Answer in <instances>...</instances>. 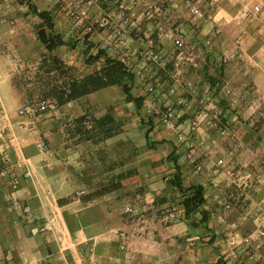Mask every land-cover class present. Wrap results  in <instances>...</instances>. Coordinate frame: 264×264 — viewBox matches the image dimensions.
<instances>
[{"label":"crops","instance_id":"crops-1","mask_svg":"<svg viewBox=\"0 0 264 264\" xmlns=\"http://www.w3.org/2000/svg\"><path fill=\"white\" fill-rule=\"evenodd\" d=\"M51 11L57 13V9ZM262 15L264 11L258 18L251 19L252 23L246 25L244 35L239 39L231 42L215 40L212 41L210 48L195 46V40L188 39L183 49L179 51L172 46L170 40H163L160 52L165 57L163 56L159 65H163L165 61L169 62L156 70L151 66L153 70H149L150 74L157 81L153 92L146 91L145 82L139 75L149 66L142 53L151 51L148 47L157 45L156 40L149 37L135 39L127 36L120 41L121 53L117 52L118 58L126 62L135 74L131 92L133 95L143 97L141 108L151 106L155 109L171 105L175 109L183 110L184 114L178 121L180 125H184L194 116L192 117V112L179 103L193 98L200 99L209 93L213 100H216L219 118L231 125L243 120L244 125H251L238 135V138L240 136L238 144L244 146V151L226 152L223 157L227 162L231 161V164L220 174H216L215 170L207 168L205 164L206 158H209L206 147L210 143L217 145L214 141L215 135L209 136L205 133L201 135L205 145L193 157L203 161V166L198 170L192 168L191 170L188 164L185 166L180 164L186 182L204 185L203 208L207 211L208 220L212 217L214 222L217 221L213 215L214 211L220 209L217 204L219 201L214 195L215 185L221 188L227 187L225 189L228 198L233 199L234 202L231 208L235 211L230 212L229 221L237 225L236 231L242 235L254 229V219L263 207L261 199L264 196V34L256 32L264 28V22H261L264 21ZM56 24L57 27L54 25V29L64 40L70 42L56 49L64 53L65 57L64 47L71 54L70 51H76L82 38L86 37L90 41L95 38L92 33L80 30L74 40L68 37L72 32V26L67 27L66 20H58ZM107 31L108 27L104 26L100 37L108 34ZM0 39L4 42L3 47L6 48L5 51L0 50V101L10 118L16 120V111L21 107L22 98L8 79V71L2 70L1 62L12 59V54L10 55L7 50L13 51V48L19 51L17 53L20 55L19 59L38 62L44 57L45 47L35 36L30 37L26 31V24L23 25L19 21L12 27L0 25ZM142 47L145 50H140ZM223 56L229 57L226 67L221 66ZM248 58L251 61H248ZM232 60L240 65L233 72ZM75 61L76 59L73 58L70 63L81 67L83 71L90 67L87 72H92V65ZM172 66L174 68L169 69ZM87 72L83 75L88 74ZM232 73H234L233 77ZM221 80H225L224 85ZM170 86L176 87L173 95L169 94ZM224 86L229 87L231 93L232 88L239 89L254 100L252 103L246 102L240 112L235 109L232 111V100L221 95ZM84 96L90 100H97L98 115L106 112L105 110L111 106L115 112L114 117L123 116L118 110H121L127 100L119 86H108ZM72 103L74 102L71 100L67 102L68 105ZM127 105L134 107L131 101H128ZM208 113L204 111L199 117L200 125L206 126L214 120L213 113L211 111ZM219 118L217 117V120ZM152 119L154 123L160 120L158 116H153ZM17 134L21 139V151H11L12 157L14 160L23 156L29 157L33 164L32 177L23 179L21 183V195L32 208V213L23 215L17 210H9L0 195V264H42L43 258L58 264H89L90 261H95L97 264H190L187 260L188 248L179 243L180 237L188 233L189 225L184 218L183 209L176 212L169 207L173 202H170L166 193H170L172 187L168 191H161L156 187L152 194L144 199L133 191L129 203L136 208L135 211L139 210L141 213L131 219L130 214L124 212V208L115 207V205L119 206L122 197L112 198L108 193L96 195L87 191L84 195L73 194L72 197H67L69 189H79L83 186V181L76 179V172H73V181L61 167L45 165L29 134L24 130L18 131ZM232 140V136L228 137L222 146L231 147ZM182 162L187 161L184 158ZM247 175L250 176L249 180L253 184L246 191L241 188L244 192L239 194L237 190L241 189L232 185H237V181ZM87 185L90 189L97 188L93 183L85 186ZM132 188L134 189L135 186L133 185ZM238 195L243 197L239 198ZM80 204L85 206L77 207ZM50 215H53V224L50 225V229H45L43 228L45 217ZM210 224L211 221L208 225ZM201 233L203 236L211 234L203 228ZM215 235L219 238V234ZM121 239L126 245L124 249L119 247ZM225 250L227 247L222 252ZM231 253L233 255L232 259L231 256L229 258L231 262L225 264H241V261L243 264H264V240L248 250L231 251ZM191 264H203V262L197 261Z\"/></svg>","mask_w":264,"mask_h":264},{"label":"rangeland","instance_id":"rangeland-1","mask_svg":"<svg viewBox=\"0 0 264 264\" xmlns=\"http://www.w3.org/2000/svg\"><path fill=\"white\" fill-rule=\"evenodd\" d=\"M187 1L189 5L186 4V0H0V25L12 27L17 25L19 21L23 25L26 24V31L30 37L35 36L37 38V30L42 23L28 4L36 6L39 10L46 8L56 27L58 20H66L67 27L72 26V32L68 35L69 38L74 39L80 30H85L95 36L94 40L91 41L86 37L82 38L83 40L78 44L76 51H70L71 54L64 47L66 57L64 53H60V50H55L52 53L45 50L44 57L38 62L34 60L25 61L19 59L20 55L17 54L19 51L13 48V51L7 50L10 55L12 54V59L8 62H1L2 70L8 71V79L22 98L21 106L27 105L35 108L36 103L42 99L48 103L45 111L31 114V125L48 144L51 154L47 166L61 167L67 173L66 175L71 177V180H73V172H76V179L83 181V186L79 189H69L66 194L67 197H72L73 194L84 195L86 191L96 195L108 193L112 198L122 197L119 206L115 205V207L122 209L126 205H131L129 198L133 196V191L142 199L150 196L156 187H159L161 191H168L171 187L167 181L174 170L173 163L167 160V156L174 151V156L177 157L181 165L188 164L189 168L193 170H196L197 165L203 166V161L201 162L197 157L190 161L186 159V154L193 150V156H195L201 150L205 145L201 139V135L204 133L209 134V136L215 135L214 141L217 145L214 146L210 143L206 147L209 158H206L205 164H207V168L215 170L216 174H220L225 167L231 164V161L227 162L223 157L226 152L244 151V146L238 144L240 140L238 135L251 125H244V120L231 125L219 118L216 100L210 104H203L198 101L199 98H193L189 110L192 112L191 116L194 117L189 123L180 125V121L173 120L169 126L162 123L161 120L158 123L153 122L152 118L156 114L151 106L148 108L145 106L137 112L135 106L128 107V101H126L121 110H118V113L123 114V116L121 118L115 117L121 123L119 132L112 137L96 141L86 138L85 128L87 127L84 128L83 126L89 127L92 116H99L96 110L98 107L97 100H90L82 95L73 99L74 101L71 100L74 102L72 105H68V101H63V92L69 87V82L79 78L90 69L89 67L83 71L81 67L70 62L75 58V62L92 65V71L98 70L102 66L100 61L94 63L86 61V58L93 54L97 47L105 49L110 56L118 58L117 52L121 53L119 47L122 45L120 42L122 39L127 36L135 39L149 37L155 39L157 45L148 48L164 58L160 48L163 46L162 41L168 39L160 35L157 29L158 24L168 29V21L172 20V28H177L176 30L182 34L184 42L188 39H195L197 36L210 38L211 41L231 42L244 35L246 25L252 23L250 22L251 19L242 23L235 22L234 14L238 11L240 2H227L225 0ZM254 1H260L262 4L260 13L254 17L258 18L264 11V0H248V3ZM191 5L202 10V18L193 15L190 10ZM52 9H57V13H53ZM137 9L140 11L136 12ZM104 26L108 27V34H103L101 38V30ZM256 32L264 34V28ZM87 41L93 43L89 50H87ZM3 46L4 42L0 39V50L5 51L6 48ZM140 50L145 49L142 47ZM232 61L233 72L240 65L236 61ZM168 62L165 61L163 65H159L161 61L152 63L146 61L155 70L164 67ZM227 65V62L221 60L222 67ZM172 68L174 67H169V69ZM233 75L234 73H232V77ZM221 81V83H225V80ZM235 84L238 86L237 83ZM221 95L232 100V111L240 112L246 102L252 103L254 100V98H250L244 92L234 88L230 94L221 91ZM236 98H238V102L235 100ZM4 102L6 103V101ZM160 108L164 109L165 106ZM105 111H110L115 116L111 106ZM204 111L206 113L211 111L214 120L206 126L200 125V119H198L197 124H193L192 120L202 116ZM83 114L85 116L84 121H77V118ZM221 129L225 131L221 132ZM146 133L148 137L145 136ZM230 136L233 139L231 147L222 146V143ZM190 142H193L192 147L188 145ZM180 156L181 158H179ZM183 157L187 161L186 163L182 162ZM219 158L224 159L223 165L217 164ZM183 181L186 186L191 184L190 181L186 182L185 178ZM91 183L97 185V188L90 189L88 185L85 186ZM133 185L135 186L134 189L132 188ZM232 186L237 188L236 185ZM215 188L214 193L217 194L215 199L219 201L217 204L220 207L219 210L214 211L213 215L217 221L214 222L211 217L205 222L208 227L205 231L211 232V234L203 236L202 228L194 229L189 226L188 233L180 237L179 243L188 248L187 260L190 264L197 261L203 262V264H225V262H231L229 258L231 256L232 259L233 256L232 249L227 244V238L228 233L233 230L229 215L230 212H235L231 208L234 202L233 199L228 198V192L225 189L227 187L221 188L219 185H215ZM237 191L239 194L244 192L242 189ZM232 193H234L233 189ZM166 194L170 198V202H173L169 205L171 210L178 212V210L183 209L181 195L174 188ZM238 196L239 198L243 197V195ZM81 201L84 200L81 199ZM224 203H229L230 208L225 209ZM84 206V204H80L77 207L83 208ZM139 212L138 210L128 213L130 214L129 218L133 219V217L138 216ZM219 216H222L224 220L221 221ZM192 219L198 220L199 215H192ZM210 221L211 224L208 225ZM215 234H219V238H216ZM226 247L227 250L222 252ZM241 264H243L242 261Z\"/></svg>","mask_w":264,"mask_h":264},{"label":"built area","instance_id":"built-area-1","mask_svg":"<svg viewBox=\"0 0 264 264\" xmlns=\"http://www.w3.org/2000/svg\"><path fill=\"white\" fill-rule=\"evenodd\" d=\"M227 2H240V6L238 11L234 14V20L236 23H242L246 20H250L256 17L261 9L262 4L260 1H254L252 3H248V0H225ZM186 4L189 5V2L186 0ZM193 15L202 18L203 12L202 10L194 5L190 7ZM149 13V12H147ZM169 28L165 29L162 25L157 26L159 33L162 37L170 40L174 48L179 51L183 49L185 46L184 39L182 34L176 30L177 28H172V20L168 21ZM150 28L152 26H149ZM175 30V31H173ZM195 46L201 45L207 48H210L212 45V41L210 38H201L197 36L195 39ZM108 43L107 40H105ZM142 53V51H141ZM145 61L149 63L152 62H160L162 60V56L158 53L151 51H147L142 53ZM227 56L221 57L223 62L228 61ZM248 61H251L248 58ZM126 63V62H125ZM127 64V63H126ZM128 65V64H127ZM129 66V65H128ZM130 67V66H129ZM150 67V68H149ZM149 68V69H147ZM151 66L146 67L141 73L140 78L145 82V89L147 92H153L156 89L157 81L154 80L153 76L150 74ZM225 84V83H224ZM223 84V85H224ZM169 94H175L176 87L170 86L168 88ZM223 92L226 94H230L231 90L229 87L224 86ZM238 102V98L235 99ZM192 100L182 101L183 107L189 110L192 105ZM200 103L210 104L214 102L213 98L210 94H205L199 100ZM48 103L46 100L42 99L36 103L35 108L30 106H21L17 111V119L12 120L6 110L3 108L2 103L0 101V195L3 200L6 202V206L9 210H17L19 213L23 215H30L32 213V208L26 201L23 199L21 195V183L23 179L31 178L33 175V164L30 161L29 157H21L17 158V160L12 157L11 151H21L20 137L18 136V131H26L29 136L33 139V144L37 150V152L41 155V160L45 165H48V161L50 160V151L48 148V144L46 141L40 137L34 126L31 125V114L40 113L47 109ZM156 116H158L162 123L169 126L172 124L173 120H179L183 115V110L175 109L171 105H165V108L162 109L157 107L154 109ZM199 117L192 120L193 124H197ZM224 129H221V132H224ZM181 136V135H179ZM190 147H192L193 142H190ZM186 159L193 161V150L186 154ZM218 165L224 164V159L219 158L217 160ZM200 168L199 165L196 166V170ZM257 177V175H256ZM255 178V177H254ZM250 176L240 178L237 181V188H243L244 190H248L253 182L250 180ZM50 193V192H49ZM217 197V194H215ZM54 201V200H52ZM51 201V202H52ZM261 203L263 207L260 209L259 213L254 219V229L247 234H239L235 228L237 225L235 223L231 224L232 231L228 233L227 244L232 251L237 250H248L250 247L259 244L264 240V196L261 199ZM224 208L229 209L230 204L224 203ZM126 213H132L135 211V208L131 205H126L124 208ZM46 222L43 228L50 229V225L53 224V215L50 217H45ZM219 219L223 221V217L219 216ZM49 224V226H48ZM120 249H124L126 247L125 242L121 239V243L119 245ZM42 264H58L54 261H51L48 258H43ZM89 264H97L95 261H90Z\"/></svg>","mask_w":264,"mask_h":264},{"label":"trees","instance_id":"trees-1","mask_svg":"<svg viewBox=\"0 0 264 264\" xmlns=\"http://www.w3.org/2000/svg\"><path fill=\"white\" fill-rule=\"evenodd\" d=\"M29 8L41 19V25L37 30V39L49 53L54 52L59 46L69 44L62 35L54 29V23L51 15L46 10H39L36 6L28 4ZM87 50L93 43L87 41ZM88 62L94 63L100 61L102 66L98 70L85 74L79 78L72 79L69 87L63 92V101H69L92 91L105 88L112 85L120 87L121 92L126 96L127 101H131L137 112L143 105V97L133 95L131 92L134 82V72L121 59L110 56L105 49L97 47L94 54L86 58ZM84 114L77 118V121H84ZM91 124L83 126L87 132V139L101 140L114 136L119 132L120 120L116 119L110 111H106L99 116H92ZM75 126V124H73ZM146 137L147 133L145 134ZM172 151L167 160L173 163V174L168 179L167 184L174 188L181 195V204L183 207L184 218L192 228L208 229L206 221L208 220L207 211L203 208L205 203V187L202 183H192L188 186L184 184L181 165ZM198 214L199 219L193 220L192 215ZM190 221V222H189Z\"/></svg>","mask_w":264,"mask_h":264}]
</instances>
